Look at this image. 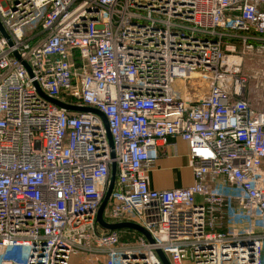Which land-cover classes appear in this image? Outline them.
Returning <instances> with one entry per match:
<instances>
[{
    "label": "built area",
    "instance_id": "obj_1",
    "mask_svg": "<svg viewBox=\"0 0 264 264\" xmlns=\"http://www.w3.org/2000/svg\"><path fill=\"white\" fill-rule=\"evenodd\" d=\"M0 21V264H264V0H0ZM51 100L99 110L113 149ZM176 138L193 183L152 189ZM113 164L104 220L154 243L98 224Z\"/></svg>",
    "mask_w": 264,
    "mask_h": 264
},
{
    "label": "crops",
    "instance_id": "obj_2",
    "mask_svg": "<svg viewBox=\"0 0 264 264\" xmlns=\"http://www.w3.org/2000/svg\"><path fill=\"white\" fill-rule=\"evenodd\" d=\"M175 146H169L166 154L160 158L153 171L148 174V182L152 189L165 190L188 187L193 183V175L190 167V160L187 156V145L179 138L172 140ZM214 187L227 189L226 184L219 181L210 182ZM232 193V191H230ZM201 199H199L200 201ZM240 209L236 202L232 201L228 206V215L234 209ZM257 227H261L264 231V221L256 220ZM264 260V251H263Z\"/></svg>",
    "mask_w": 264,
    "mask_h": 264
},
{
    "label": "water",
    "instance_id": "obj_3",
    "mask_svg": "<svg viewBox=\"0 0 264 264\" xmlns=\"http://www.w3.org/2000/svg\"><path fill=\"white\" fill-rule=\"evenodd\" d=\"M0 32L2 33V35L8 39L9 43L11 44V39L9 34L7 33V31L5 30L4 26L2 25L1 21H0ZM18 57V55H17ZM52 102H54L55 104H57L58 106L65 108L67 110L70 111H77V112H85V113H94L97 114L99 116L102 117L104 124H105V128H106V132H107V136H108V140L110 143L111 148L113 149V141H112V136L110 134V130H109V126H108V122L106 117L97 109L94 108H89V107H78V106H72L57 100H51ZM112 157H114V152H112ZM116 177H117V169H116V165L113 164L112 168H111V179H110V185H109V189L105 195L104 201L98 211V215H97V222L98 224L109 231H121V230H125V229H129V230H134L137 231L139 233H141L142 235H144L148 241L150 243H154L153 238L151 237V235L141 226L134 224V223H118V224H109L107 223L104 218H103V214L104 211L107 207L108 201L110 199L111 193L113 191L115 182H116ZM160 259L162 260L163 264H170L167 257L165 256V254L158 250L157 251Z\"/></svg>",
    "mask_w": 264,
    "mask_h": 264
},
{
    "label": "rangeland",
    "instance_id": "obj_4",
    "mask_svg": "<svg viewBox=\"0 0 264 264\" xmlns=\"http://www.w3.org/2000/svg\"><path fill=\"white\" fill-rule=\"evenodd\" d=\"M189 87L191 85L189 84ZM261 107V106H260ZM230 191L234 192V187L229 186L227 187ZM235 211H230V214L228 215L227 219V231H241V223L246 222L249 220V217L242 212L240 209L238 210L237 208L234 209Z\"/></svg>",
    "mask_w": 264,
    "mask_h": 264
}]
</instances>
